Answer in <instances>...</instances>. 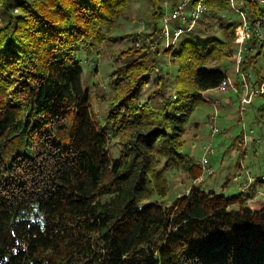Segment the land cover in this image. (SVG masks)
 Wrapping results in <instances>:
<instances>
[{"label":"trees","instance_id":"trees-1","mask_svg":"<svg viewBox=\"0 0 264 264\" xmlns=\"http://www.w3.org/2000/svg\"><path fill=\"white\" fill-rule=\"evenodd\" d=\"M130 1L0 0V264H264V204L247 203L261 178L247 193L191 185L163 201L170 171L201 174L183 146L203 93L236 59L241 19L228 21L227 0H206L203 32L224 35L181 34L164 48L162 0H149L150 31L118 49L108 90H96L101 121L79 56L121 40L111 32ZM249 8L253 23L262 10ZM245 45L253 49L239 66L257 87L264 39L252 34ZM254 120L264 124V103Z\"/></svg>","mask_w":264,"mask_h":264},{"label":"rangeland","instance_id":"rangeland-1","mask_svg":"<svg viewBox=\"0 0 264 264\" xmlns=\"http://www.w3.org/2000/svg\"><path fill=\"white\" fill-rule=\"evenodd\" d=\"M178 1L180 0H162V10L168 11L171 5ZM149 5V0H131L111 32L113 37L120 36L121 40L110 45L105 44L98 49L99 51L95 50L90 54L85 53L84 50L80 52L79 58L84 69V83L90 88L91 104L101 121L105 105L104 103H100V98L96 96V90L100 88L108 90V75L115 66V57L118 49L133 45L134 39L140 45L142 44L145 33L150 31L147 25V22L150 23L151 21V8ZM223 14H227L229 22L240 18L229 7ZM178 23H180V20H173L170 22V25L174 26ZM202 25L203 23L197 21L192 29L182 33L181 36L186 39L205 40L210 36L222 37L224 35V30H217L208 36L207 33L203 32ZM160 27L161 22L158 20L157 28ZM237 48L236 44L233 51L234 55ZM223 65L230 81L225 95L232 98V103L224 105L223 101L211 103L206 99L204 103L198 105L191 115V120L199 121V125L196 129L188 130L183 152L190 154L198 164L204 153L203 147L210 145L215 153L208 155L207 158L214 173L211 176L204 177L205 185L208 181L215 183L218 179V185H216L215 190L230 195L238 193L246 186L249 188V183L251 184L256 178H261L262 181L256 186V194L258 195L259 190L260 192H264V124L259 125L254 119L257 115V108L264 103V98L262 96L252 97L250 105H248L249 103L241 102V94L246 91V95H248L249 89L245 90V87L240 86L241 80L239 81V90H237L234 83L237 80L236 75L241 74L240 66L237 64L236 59L231 61L226 60ZM166 68L171 72L175 71L173 64H170ZM256 68L264 76V52L258 59ZM248 72L250 73V79L247 77L246 81L250 88L257 77L254 72ZM148 91L149 88L144 87L138 97V101H143ZM204 97L206 98L205 95ZM212 116H215L214 125L216 126V132L213 134L212 120L210 119ZM241 132L249 135L246 138L247 140L242 139L243 142H240L239 138H236ZM120 149L121 145L117 139L110 141L112 155H118ZM237 163L241 165V168L237 167ZM250 178H252L251 182H249ZM168 182L170 192L163 199L164 203H169L175 197L186 193L192 184V179L188 178L183 172L170 171ZM254 197L250 198L249 200L251 201L247 203L256 208L258 197L256 195Z\"/></svg>","mask_w":264,"mask_h":264},{"label":"built area","instance_id":"built-area-1","mask_svg":"<svg viewBox=\"0 0 264 264\" xmlns=\"http://www.w3.org/2000/svg\"><path fill=\"white\" fill-rule=\"evenodd\" d=\"M228 7L236 12L241 19V23L236 27V34H235V43L237 44L238 48L235 54L237 64L244 58L245 52L251 51V47L245 45L247 39H250L252 34H255L257 37L264 39V0H227ZM249 5H254L262 10V13L258 16V18L251 23L248 19V12L251 10ZM206 9L205 0H180L176 2L168 11H163L160 17L161 27L158 31V40L161 41L162 46L164 48H168L171 45H175L176 41L180 37V35L186 31L192 29L195 23L200 19L202 13ZM173 20H180V23L176 25H170V22ZM151 48H154V45H151ZM240 82L241 87H245V90L249 89V94L246 95V91L241 94L240 101L243 103L251 102L252 97L256 93H263L264 92V82L259 86L255 87H248L247 85V74L241 73L240 74ZM247 75V76H246ZM230 81L228 76L221 81V83L215 88V90L219 92H223L226 90L227 86L229 85ZM215 116L211 117L212 120V128L213 133L216 132V126L214 125ZM252 131V130H251ZM250 131V132H251ZM244 139L249 135L243 133ZM247 142V141H246ZM203 156L198 164L201 167V174L192 180L191 185H200L205 188V176H210L214 173L211 165L209 164L207 156L210 153L214 152V149L207 145L203 147ZM252 181L250 178L249 182ZM250 185V183L248 184ZM244 187V186H243ZM245 188H242L241 191L243 193H247ZM188 191V189H187ZM186 191V193H187ZM256 197L264 198V192H258ZM255 198V197H253Z\"/></svg>","mask_w":264,"mask_h":264},{"label":"crops","instance_id":"crops-1","mask_svg":"<svg viewBox=\"0 0 264 264\" xmlns=\"http://www.w3.org/2000/svg\"><path fill=\"white\" fill-rule=\"evenodd\" d=\"M237 77V76H236ZM237 90H239L238 89V87H237ZM225 91H227V89L225 90ZM225 91H223V92H219V91H217V90H215V89H213V90H208V91H205L203 94L206 96V99H208L211 103H213V102H215V103H218V102H221V101H223V103H224V105L225 104H227V105H229V104H231L232 103V98L230 97V96H228V95H225ZM251 103H249L248 105H250ZM210 119H211V117H210ZM211 121V120H210ZM212 131H213V128H212ZM212 134H213V132H212ZM193 146V145H192ZM234 152V151H233ZM213 153H215V152H213ZM213 153H210V154H213ZM235 153V152H234ZM209 154V155H210ZM207 184L205 185L206 186V189H213V190H215V187H216V185H218V179L216 180V182L215 183H212V182H210V181H208V182H206ZM259 190V189H258ZM217 191V190H216ZM260 191V190H259ZM249 201H251V200H249ZM256 204H257V207L256 208H259V207H261L263 204H264V198H257V200H256ZM252 207V206H251ZM253 208H255V207H253Z\"/></svg>","mask_w":264,"mask_h":264}]
</instances>
